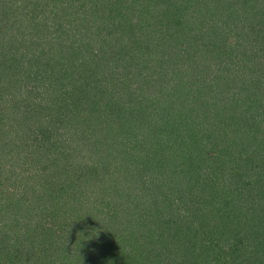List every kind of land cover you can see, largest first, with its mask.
Listing matches in <instances>:
<instances>
[{
  "label": "rangeland",
  "instance_id": "rangeland-1",
  "mask_svg": "<svg viewBox=\"0 0 264 264\" xmlns=\"http://www.w3.org/2000/svg\"><path fill=\"white\" fill-rule=\"evenodd\" d=\"M0 264H264V0H0Z\"/></svg>",
  "mask_w": 264,
  "mask_h": 264
}]
</instances>
